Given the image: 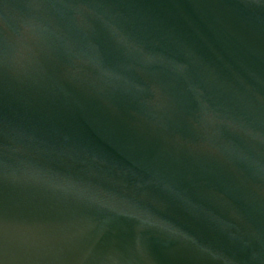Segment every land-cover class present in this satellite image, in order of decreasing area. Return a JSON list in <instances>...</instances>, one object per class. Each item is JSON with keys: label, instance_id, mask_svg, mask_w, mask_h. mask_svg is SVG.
<instances>
[{"label": "water", "instance_id": "95a60500", "mask_svg": "<svg viewBox=\"0 0 264 264\" xmlns=\"http://www.w3.org/2000/svg\"><path fill=\"white\" fill-rule=\"evenodd\" d=\"M0 264H264V0H0Z\"/></svg>", "mask_w": 264, "mask_h": 264}]
</instances>
